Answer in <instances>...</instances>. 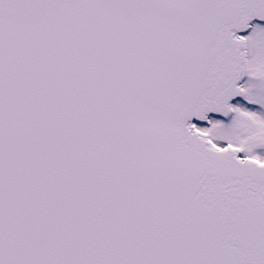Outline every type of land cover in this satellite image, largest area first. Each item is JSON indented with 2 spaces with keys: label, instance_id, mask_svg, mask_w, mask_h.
Segmentation results:
<instances>
[{
  "label": "snow or ice",
  "instance_id": "1",
  "mask_svg": "<svg viewBox=\"0 0 264 264\" xmlns=\"http://www.w3.org/2000/svg\"><path fill=\"white\" fill-rule=\"evenodd\" d=\"M0 264H264V0H0Z\"/></svg>",
  "mask_w": 264,
  "mask_h": 264
}]
</instances>
